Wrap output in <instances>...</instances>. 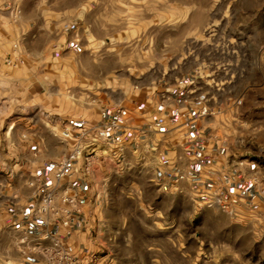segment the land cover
Returning <instances> with one entry per match:
<instances>
[{
  "label": "rangeland",
  "instance_id": "obj_1",
  "mask_svg": "<svg viewBox=\"0 0 264 264\" xmlns=\"http://www.w3.org/2000/svg\"><path fill=\"white\" fill-rule=\"evenodd\" d=\"M230 66L254 125L237 162L249 179L206 164L153 182L148 162L96 161L98 218L78 239L101 264H264V0H0V264L17 262L8 210L34 201L29 182L69 153L75 124Z\"/></svg>",
  "mask_w": 264,
  "mask_h": 264
},
{
  "label": "crops",
  "instance_id": "obj_2",
  "mask_svg": "<svg viewBox=\"0 0 264 264\" xmlns=\"http://www.w3.org/2000/svg\"><path fill=\"white\" fill-rule=\"evenodd\" d=\"M16 61L14 59L8 66H18L20 61ZM225 70L218 69L213 75L202 76L200 84L184 76L175 90L163 94L159 100L153 97L155 100L144 106L143 103L134 108L122 106L123 129L114 137L103 124L110 120L116 105L105 107L97 123L85 124L93 130L87 136L80 135V124H75V131L71 133V136L75 135V144L65 157L80 148L83 165L80 161L77 172L68 177L69 180L55 181L51 166L48 173L45 170L36 178L35 183L29 182L30 186L37 188L34 201L16 204L8 210L5 228L10 231L17 250L7 259L17 260L13 264H49L41 251L53 244L51 239H45L47 234L60 239L65 248L78 256L94 251L80 243L78 238L94 232L98 218L95 213L97 200L93 198L96 193L90 188L96 161L105 163L114 158L122 167L148 162L147 169L153 172V182H167L180 173L194 181L202 177L206 164H217L218 170L225 174V180L233 179L227 177L228 172L236 177L235 174L239 176L242 171L239 180L247 181L248 167H237V162L251 157L249 144L245 142L249 136L244 133L254 130V125L238 113L244 99L238 91L241 80L234 75V66ZM217 74L224 76L219 78ZM206 108L208 112L204 114ZM259 128L264 132V126ZM88 163L90 168L87 170ZM48 193L58 197L64 193L77 197L78 207L71 229H66L54 215L38 220L31 214L38 208L41 196ZM24 237L28 238L26 242H23Z\"/></svg>",
  "mask_w": 264,
  "mask_h": 264
},
{
  "label": "built area",
  "instance_id": "obj_3",
  "mask_svg": "<svg viewBox=\"0 0 264 264\" xmlns=\"http://www.w3.org/2000/svg\"><path fill=\"white\" fill-rule=\"evenodd\" d=\"M21 10H16V17H19ZM13 56L6 59L8 65L13 64ZM180 102L182 100H179ZM208 109H204L203 113H207ZM123 107L116 106L112 112V117L109 121L103 124L105 129H108L111 136L114 137L119 131L123 129L122 124ZM92 127L87 125L80 128V135L87 136L92 133ZM115 134H114V133ZM83 158V151L80 148L75 149L67 157L55 163L53 166V178L57 182H62L66 178L73 175L78 170V164ZM90 164H87V170ZM77 197L71 194H62L60 197L53 193L42 195L40 203L35 211L31 214L38 220L44 219L47 215H54L62 221V225L66 229H71L74 220V213L77 211ZM68 234L70 230H68ZM45 239H51L53 244L50 247H44L41 251L45 255L49 264H101V260L97 253L90 252L84 256H78L72 250L65 248L60 239L53 238L50 234L45 236ZM28 240L24 237L23 242Z\"/></svg>",
  "mask_w": 264,
  "mask_h": 264
},
{
  "label": "bare ground",
  "instance_id": "obj_4",
  "mask_svg": "<svg viewBox=\"0 0 264 264\" xmlns=\"http://www.w3.org/2000/svg\"><path fill=\"white\" fill-rule=\"evenodd\" d=\"M12 129V128H11Z\"/></svg>",
  "mask_w": 264,
  "mask_h": 264
}]
</instances>
